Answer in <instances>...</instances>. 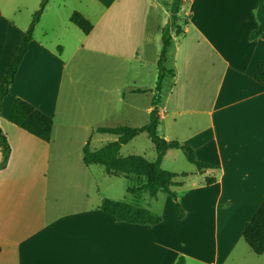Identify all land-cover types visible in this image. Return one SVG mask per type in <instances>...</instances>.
<instances>
[{
	"label": "crops",
	"instance_id": "1",
	"mask_svg": "<svg viewBox=\"0 0 264 264\" xmlns=\"http://www.w3.org/2000/svg\"><path fill=\"white\" fill-rule=\"evenodd\" d=\"M40 1L0 0V83ZM77 2L81 8L68 11V23H52L45 31L40 21L46 9L65 7H49L47 1L0 104V129L9 146L0 168V264H174L179 256L186 264H244L233 255L264 200V86L254 79L264 62V35L248 38L257 27V0L207 1L199 9L215 14L205 19L203 12L183 11V0L179 32L170 30L165 68L173 76L161 84L157 134L220 168L218 175L207 173L215 178L211 185L198 173L185 177L195 180L184 193L183 217L174 215L181 223L193 202L210 199L217 205L225 196L211 257L197 242L195 253L175 249L170 234L162 232V218L148 226L105 214L101 203L112 199L103 198L95 165L82 162L83 146L91 148L98 135H106L94 129L148 123L171 0ZM74 11L91 22L87 35L69 22ZM17 98L52 118L49 143L8 121ZM62 156L90 190L71 192L60 202L46 181L50 165Z\"/></svg>",
	"mask_w": 264,
	"mask_h": 264
},
{
	"label": "trees",
	"instance_id": "2",
	"mask_svg": "<svg viewBox=\"0 0 264 264\" xmlns=\"http://www.w3.org/2000/svg\"><path fill=\"white\" fill-rule=\"evenodd\" d=\"M47 1L48 0L40 1L39 8L32 15L31 22L23 34L18 52L5 72L4 80L0 83V104L14 80L18 66L26 53L28 43L32 39L34 28L39 21ZM182 3L183 0H171L170 20L162 29L160 55L157 62L158 74L152 98V110L149 115L148 123L136 127H98L93 130L94 133L110 135L115 137L116 140L104 144L99 149H91L89 143H86L82 148V162L85 166H101L106 175L113 177L127 178L129 175L142 177L145 181L142 190H144L150 198H154L158 193L175 197L173 188L178 185L175 180L177 175L168 172L161 167L162 158L168 150H181L184 153L186 160L195 166L196 173L198 174L216 168L214 165L197 160L191 147L182 145L177 141H166L157 134V128L159 125L158 105L160 103L161 84L166 76H173V70L166 69L164 65L172 46L170 30L173 29L175 33L179 32V27L176 25V21ZM255 16L257 27L249 33V40H255L264 35V0H257ZM69 22L85 35L90 33L93 27L91 22L77 11L71 13L69 16ZM254 79L256 82L264 86V62L259 63L257 66L254 73ZM8 121L27 134L34 136L45 143L51 141L53 129L52 118L22 99H15ZM142 134L146 135L148 140L154 145L156 152L155 160L149 161L144 156L137 154L121 156V147ZM0 152L2 154L0 168H2L5 166L9 155V146L1 129ZM188 175L189 174H182L180 177L185 178ZM214 182L215 178L213 177H206L204 179L205 185H211ZM127 190L130 191L131 189L128 188ZM100 208L105 214L113 217L118 222L154 226L161 221V218L152 214L150 210L121 201L103 199ZM177 209L179 216L183 217L184 211L180 205H177ZM242 239L254 254L262 255L264 253V200L252 218L245 224L242 231ZM174 264H186L185 258L179 256Z\"/></svg>",
	"mask_w": 264,
	"mask_h": 264
},
{
	"label": "rangeland",
	"instance_id": "3",
	"mask_svg": "<svg viewBox=\"0 0 264 264\" xmlns=\"http://www.w3.org/2000/svg\"><path fill=\"white\" fill-rule=\"evenodd\" d=\"M207 1L215 0H194V5L192 7L190 0H186L183 11L188 10V12L193 11L194 13H197L198 11L203 12V17L205 19V15L207 13H211L212 15L215 14L213 12H208L205 8H203V11L199 9L200 4L206 3ZM63 2H65V7L61 6L57 8L56 6L55 8H52L56 9V11L52 10L48 13V8L46 9L40 21V27H42L41 29L46 31L50 28L52 23H55V26L68 23V11L81 8L77 0H48L49 7H53V5L57 4L63 5ZM38 6L39 5L37 3L34 9L36 10ZM87 14H89L92 20L94 19L93 14ZM180 17L183 18V13ZM40 31L41 30H38L37 33L40 37H42ZM44 39L47 40L48 38ZM165 66H170L169 60L166 62ZM113 139L115 138L110 135H98L91 143V148L98 149L106 141ZM132 154L142 155L149 161H154L156 158L154 145L144 134L132 139L128 144L121 147V156ZM203 154L206 157L210 155L205 154V152ZM196 158L197 160L206 163L205 161L200 160L198 156H196ZM161 167L162 169L177 175L175 180L178 185L176 188H173V190L177 193L175 197H169L165 194L158 193L155 198H150L144 190H142V187L145 184L144 178L142 177H136L133 175H129L127 178L111 177L106 175L103 167L98 165H95L94 168H92V171L95 173L97 184L103 198H111L112 200H118L133 206L150 210L152 214H156L160 218L164 219L162 232L168 233L171 237H173H169L168 239L170 244H172L175 249L181 250L182 252L195 253V244L197 242L200 249L205 247V250L207 251L206 256L211 257L213 251H215V244L213 243L215 240V233H217L216 227L217 224H222L221 212L223 211V207H225V196L222 195L217 205L210 202V199H206L207 201L204 200L201 204L193 202L190 205V210H188V214L185 216L184 221L181 223H175L174 215H179L177 205H180V207L183 208L182 204H184L186 200L184 193L189 188V183L195 180L194 178L188 179L181 178L180 176L182 174H195L196 168L186 160L184 153L179 149H171L165 153V156H163L162 159ZM215 167V169L207 170L202 173L201 175L203 176L201 177L205 179L209 176L207 175L209 172L211 175H218L220 168L217 166ZM92 175L94 176V174ZM80 177L81 175H79L76 169L72 168L69 162L65 161L64 156H62V161H59L57 165H50L49 167L46 190L48 193L59 195L61 198L60 202L63 198H65L66 194L71 192L89 191L90 189L87 187V184L84 182L82 183V179L80 180ZM128 188L131 190L128 191ZM216 212H218V215ZM197 213L200 214V217H197ZM197 227H201V229L197 231ZM197 254H201V252H197ZM233 257H235V259L241 258L245 260L244 264H264V253L262 255L254 254L243 240H241L240 244L236 247Z\"/></svg>",
	"mask_w": 264,
	"mask_h": 264
}]
</instances>
